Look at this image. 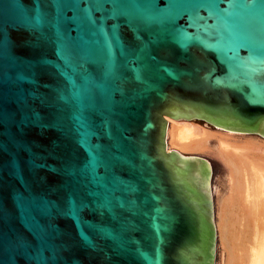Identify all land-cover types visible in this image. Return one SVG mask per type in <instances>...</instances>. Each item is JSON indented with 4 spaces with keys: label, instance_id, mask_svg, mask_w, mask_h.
Listing matches in <instances>:
<instances>
[{
    "label": "water",
    "instance_id": "1",
    "mask_svg": "<svg viewBox=\"0 0 264 264\" xmlns=\"http://www.w3.org/2000/svg\"><path fill=\"white\" fill-rule=\"evenodd\" d=\"M167 121L264 138V0H0V264H214Z\"/></svg>",
    "mask_w": 264,
    "mask_h": 264
},
{
    "label": "bare ground",
    "instance_id": "2",
    "mask_svg": "<svg viewBox=\"0 0 264 264\" xmlns=\"http://www.w3.org/2000/svg\"><path fill=\"white\" fill-rule=\"evenodd\" d=\"M167 122V150L205 159L185 152L211 150L227 170L225 191L217 199L222 264H264V138L207 131L194 121Z\"/></svg>",
    "mask_w": 264,
    "mask_h": 264
},
{
    "label": "rangeland",
    "instance_id": "3",
    "mask_svg": "<svg viewBox=\"0 0 264 264\" xmlns=\"http://www.w3.org/2000/svg\"><path fill=\"white\" fill-rule=\"evenodd\" d=\"M198 124L205 126L203 123L198 122ZM250 135V134H249ZM257 136V135H252ZM259 137V136H257ZM188 154H199L204 157L212 164V174H211V190H210V198L212 199L213 204V218H214V228L216 231V236L214 240L215 244V253H214V264H222L224 258L226 257V253L223 250L224 248L220 244L219 235H218V200L220 194L225 191V178L227 170L225 168L224 163L220 160V158L216 155L215 152L211 150L208 151H197V152H185ZM226 172V173H225ZM224 183V184H223ZM218 199V200H217ZM224 251V252H223Z\"/></svg>",
    "mask_w": 264,
    "mask_h": 264
}]
</instances>
